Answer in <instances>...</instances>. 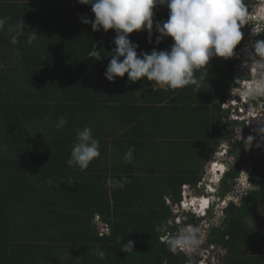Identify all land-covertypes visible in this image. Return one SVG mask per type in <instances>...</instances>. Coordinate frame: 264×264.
<instances>
[{
    "label": "trees",
    "instance_id": "1",
    "mask_svg": "<svg viewBox=\"0 0 264 264\" xmlns=\"http://www.w3.org/2000/svg\"><path fill=\"white\" fill-rule=\"evenodd\" d=\"M24 1L0 0V18H7L0 29V264H52L49 249L64 251L60 264H185L187 255L175 253L162 241L161 227L171 215L165 196L171 192L178 200L182 184L200 178L191 174L190 166L202 168V161L209 158L208 135L190 115L200 108L190 98L196 88L165 90L146 79L128 82L127 74L109 82L103 73L115 33L93 32L81 22V16L93 18L90 6L70 0L76 3L74 10L53 18ZM23 19L43 25V34L41 29L30 28L38 37L29 44L25 28L12 44L8 29ZM166 19V7L155 9L154 22ZM156 35L153 29L151 40L146 31L131 33L129 38L138 45V54L153 48L166 50L171 38L157 44ZM93 48L104 58L89 57ZM234 64L231 58L214 57L197 71V78L203 73L208 83L204 94L209 88L228 92ZM175 101L184 103L188 125L171 147L172 152L187 156V164L174 165L173 177L163 183L164 175L156 172L168 169L165 162L150 166L140 153L138 159L126 162L123 140L129 138L127 144L132 147L136 138L130 134L141 136L155 113L183 111ZM60 117L67 124L57 130ZM100 119H105L107 130L115 123L122 126L120 137L114 132L105 134ZM84 127L92 129L99 151L108 135L115 137L121 148L119 153L113 150L111 166L97 158L84 170L68 165L76 132ZM248 145L247 139L233 143L230 152L235 160L222 182V193L234 188L235 178L250 164ZM250 165L254 189L232 203L224 222L209 234L212 241L229 248L223 264L264 262V252H260L264 229L249 220L264 203V158ZM99 223L108 231H101ZM129 240L133 247L122 250ZM98 251L105 253L103 259Z\"/></svg>",
    "mask_w": 264,
    "mask_h": 264
},
{
    "label": "clouds",
    "instance_id": "2",
    "mask_svg": "<svg viewBox=\"0 0 264 264\" xmlns=\"http://www.w3.org/2000/svg\"><path fill=\"white\" fill-rule=\"evenodd\" d=\"M248 1L251 2L248 3ZM248 1L77 0V3L90 6L93 18L84 15L80 17V20L83 24L90 25L93 32L102 30L104 33H107L108 30H113L115 33L112 41L114 47L111 52H108L110 60L103 73L104 77L109 82H114L116 77H124L125 74H127L128 82L131 81V83H135L142 79H146L147 81L155 82V84L162 89L175 90L189 85H194L197 89L200 88L201 82L204 79V74L201 73L200 77L197 78L195 73L209 65L210 60L214 57L223 58L225 60L231 58L235 61L233 67L237 65L241 68L240 63L242 60H245V58H236V56H233L234 53L237 52L234 51L236 46L240 42L242 43L241 40L244 33L241 29L243 27V30L251 28V34L255 36L260 34L262 28H264V0ZM161 6L166 7L167 9V19L154 22L155 9ZM255 10L257 11L255 12ZM253 14L256 15V19L253 17ZM6 19L7 18H0V29L4 28ZM25 27L26 25L23 19L17 22L14 27L8 29L10 42L12 44L18 42V37L23 34ZM153 29L157 34V44H159L161 40L169 37L171 38L172 43L166 50L157 51L153 48L150 52L141 51L138 54V45L130 40L129 34L146 31L149 40H151ZM37 37L38 36L34 31V35H30L27 38V42L31 44ZM239 54L241 55L242 53ZM17 56H19V52H17ZM89 57H94L96 60L104 58L97 48H93L90 51ZM249 59L252 61L251 64L254 65L256 70L255 78L246 85L242 84L243 80L240 82L237 81L236 83L241 87L243 97L252 103L251 109H249L247 105L244 110V112L250 116L252 112L253 114H258L260 111L264 112V104L262 107L258 106V99L256 98L264 96V40L257 39L251 45ZM245 66L248 67L249 64H246ZM249 98L255 99L256 104L252 100H249ZM221 102L219 103L218 108L224 128L225 123L222 119L224 111L221 110ZM258 117V122L261 120V124L257 128L259 132H263L262 136H264V118L259 115ZM232 121L240 123L241 126L234 127L231 124ZM256 121L257 120H254L253 123H250L251 127H256ZM231 122H229L230 127L225 129L227 137L224 138L222 134L220 135L215 145V150L222 142H226L231 135L232 139L230 140L229 147L226 148L227 152L225 153L228 154V157L231 156L232 160H234V156L230 152L233 143L242 141L243 138L239 139V137H242L243 135L245 136L249 131L242 127L245 125L243 121H239L235 118L231 119ZM66 124V118L60 117L55 127L57 130H60ZM231 127H233L232 133L229 132ZM234 133L236 136H234ZM132 151V149H129L126 154V162H130ZM99 155V141L92 136V129L90 127H84L83 130H77L76 142L72 147L70 159L67 161L68 165L78 166L81 170H84L87 169L89 163ZM212 156L213 157H211L210 161L204 168L210 167L211 161L214 159L213 153ZM232 162L233 161L225 163V159H219L221 166L217 167L216 173L204 175L206 180H208L207 183L205 180V183L210 186V189H202L200 192L203 191V195L208 197L210 201L204 209L206 213L209 212V215L217 204L221 205L220 201L224 199V197H230L229 192L235 189L237 185L239 175L235 178L234 188L227 193H222V182L231 169ZM244 174V181L239 189L238 195L243 193V190L251 180V173L248 174L249 177L245 172ZM201 177L202 176H200L199 180ZM124 182L126 183L127 181L125 180ZM251 184L252 181L250 185ZM119 186L122 187L123 184H120ZM233 195L236 196L237 193L235 192ZM216 197H219V200H216ZM180 199L181 194L180 198L178 200L174 199V201L178 202ZM233 201L234 199L230 197L227 204L231 203L224 208V213L227 212ZM201 203L203 204V201ZM198 208L203 211L200 206H198ZM186 214L192 222V218L200 220L205 217L201 214L195 217V213L192 210H188ZM223 222L224 217L221 223ZM214 226L215 224L213 223L210 228L212 229ZM199 231L198 228L189 227L182 229L180 235L177 237L169 239L167 237L162 238V235L161 239L162 241L165 240L164 242L167 241V246L171 247L173 251H179L178 253L181 254L184 252L178 248L185 251H191L193 247L203 242V236H197ZM213 242L225 246L227 249L225 255H228L229 249L226 244L217 241ZM129 245L133 247L131 240H129L128 244L123 246L122 250L126 249ZM97 255L99 258L103 259L105 253L98 251ZM225 255L223 256V262L225 260Z\"/></svg>",
    "mask_w": 264,
    "mask_h": 264
},
{
    "label": "built area",
    "instance_id": "3",
    "mask_svg": "<svg viewBox=\"0 0 264 264\" xmlns=\"http://www.w3.org/2000/svg\"><path fill=\"white\" fill-rule=\"evenodd\" d=\"M257 10H255L256 12ZM253 17L256 19V15L253 14ZM244 27L241 29V31L244 33L242 43L237 50L235 56L236 58H245V60H242L240 63L241 68L244 72H246L249 75L248 79H245L242 81L243 85H246L249 83L253 78H255L256 70L253 64H251V60L249 59V52L251 51V45L257 40H264V36H262L263 32H260V34H257L253 36L251 34V28L243 30ZM239 53H242L241 55ZM250 61V62H248ZM246 63L249 64L248 67H246ZM237 81L233 80V83L229 89L228 94L225 96V98L222 100L220 106L221 110L224 111L223 114V122L225 123L224 128L228 129L230 127L229 122H231V119H238L239 121H243L245 125V129L249 131L250 134H256L254 135L257 138H260L263 134V132H259L258 128L260 125V121L256 123V127H251L250 123H253L254 120H257L258 115L260 117L264 118V112L260 111L258 114L253 112L251 115H255L256 119H252L246 112H244L246 106L248 105L249 109L252 107V103L246 100L242 93H241V87L236 83ZM241 96V97H240ZM258 99V106L262 107L264 104V96L256 97ZM247 103V104H245ZM238 116V117H235ZM262 118V119H263ZM244 135L239 137V139H242ZM232 139L231 135L229 136L228 140L226 142H222L220 146L215 150V156L214 159L211 161L210 167H206L205 174H212V169L221 166V163H219L220 157L222 159H225V163H229L232 159L231 156L228 157V154L225 153L226 148L229 147L230 140ZM223 151V153H222ZM216 158V159H215ZM245 171L250 174L251 173V165L248 164L247 168L245 167ZM249 177V175H248ZM206 177L202 176L201 179L196 182L195 184H182L181 186V199L177 202L172 199V197L166 196L165 201L167 206L169 207L171 211V217L165 221L163 227L161 228V232H163V237L165 235H169L172 237H177L180 235L182 229H186L189 227H195L198 228L200 231L197 233V236L200 235L203 236V242L199 244V246H195L191 249V251H185L183 249L178 248L185 254H187L188 260L185 262V264H193L191 262V258H196L195 264H222L223 262V256L227 253V249L222 244H216L213 241L210 240L209 234L211 230V226L213 224L212 219L214 218V213L218 214L220 220L217 221L216 226H219L222 224L223 221L222 216L224 217V208L227 206V201L230 200V197H224L222 199L221 205H216L214 209L211 211L210 215L209 212L206 213L205 210H201L198 208L197 204H201L202 198L205 196L203 195V192H200L202 189H210V186L205 183ZM243 193H246L245 191ZM216 200H219V197H216ZM190 204H192L190 206ZM188 210H192L195 214L194 216L197 217L199 214L202 216H205L204 218H201L197 222H192L188 215L186 214ZM209 216V217H208ZM199 223V224H198ZM99 227L101 231H108V228L106 226L103 227L99 223ZM165 241V240H163ZM167 242V241H166Z\"/></svg>",
    "mask_w": 264,
    "mask_h": 264
},
{
    "label": "crops",
    "instance_id": "4",
    "mask_svg": "<svg viewBox=\"0 0 264 264\" xmlns=\"http://www.w3.org/2000/svg\"><path fill=\"white\" fill-rule=\"evenodd\" d=\"M24 2L34 4L35 6L32 5L34 9L36 8V6H39L42 11H44L46 14H48L49 16L53 18H57L61 14L63 15V13H67L69 11L74 10L75 5H76V3L71 2L70 0H25ZM37 23L29 22L28 24L27 22H25V25H26L25 28L28 29V32H27L28 36H30L29 32L32 35H34L32 31H29L30 28L41 29L40 31L43 34V29H42L43 25L39 23L37 24ZM40 46L41 48L43 47L41 43H40ZM205 81L206 80L203 79V81L201 82L200 88L198 89L196 88L197 91H195L194 93L190 92V98L195 100L194 104L200 107V108H196L195 111H192L190 115L194 118V120H196L197 123H200L202 125V128H204L202 130L205 134L204 136L206 137V135H208V137L206 138L209 142V145H208V157L209 158L203 161L202 159L200 160L203 163L202 168H196V166H190V169L192 170L191 174H196L197 179L203 174L204 166L207 165V163L210 161L211 156H212L211 151H213L220 135L222 134L224 138L227 137L225 134V128H223L222 126L223 124L221 122V117L219 115V108H218L219 103L227 95V91L225 92L223 90H219L218 92H215L209 88L210 91L204 94V85L205 84L206 86L208 85V83H206ZM173 104H177L178 106H180L183 109V111L179 113V112L169 109V112H167L168 114H166L165 112H161V114L155 113L151 117L152 123L149 125L150 128L149 126L148 128H145V132L142 133L141 136L130 134L131 136L136 138V141L132 147H130V145L127 144V142H129V138L123 140L124 151H129V149H132L133 151L131 154V158H136V159H138L139 153L141 154L142 158L150 159L148 156H152L153 151L158 150L161 147H165L167 149V155L161 158H157V155H156V159L162 164H164L162 162L164 161L165 165L168 166V170H171V176L169 177L170 179L173 177L172 176L173 174L172 172L174 170L173 167H175L176 165L185 166L187 164L186 155L181 156L179 152L176 154L177 151L175 149H173V152H172L171 143L173 144L176 140L179 139L178 134L182 131L185 125H188L187 120H185L184 118L185 115L183 114L186 112V110H184L183 108V106H185L184 103L175 101L173 102ZM109 128L111 130H107V131L114 132L117 138L120 137V133L124 130L122 126L121 127L116 126V123L113 128L111 127ZM219 130L221 132H219ZM131 132L135 133L134 131H131ZM213 132L216 134V136L215 137L209 136L208 133H213ZM108 138L110 139V141L114 143L116 142L115 137L108 135ZM112 139H114V141ZM120 148H121L120 146H116L115 151L118 152ZM175 157H176V160H174ZM184 157L186 158L183 159ZM145 161L150 166L159 165L157 163L152 164L150 161H147V160ZM162 171L164 170L162 169ZM167 172L168 171H166V175H167ZM156 175H161V174H159L157 171ZM177 179L180 180L181 178L180 179L179 177L175 178V180ZM186 183H189V182H184L183 184H186ZM169 189L170 191H172L174 188H169ZM168 194H170L168 195L169 197H172V199H174L171 192ZM61 252L64 253V251H61L58 249H49V253L52 254V257H51L52 264L61 263V256L59 259V255L61 254Z\"/></svg>",
    "mask_w": 264,
    "mask_h": 264
},
{
    "label": "rangeland",
    "instance_id": "5",
    "mask_svg": "<svg viewBox=\"0 0 264 264\" xmlns=\"http://www.w3.org/2000/svg\"><path fill=\"white\" fill-rule=\"evenodd\" d=\"M251 1H248V3H250ZM242 40H243V38H242ZM241 40V41H242ZM239 44H241V43H239ZM238 44V45H239ZM240 46V45H239ZM104 120L105 119H100V125L102 126V130L104 131V133L105 134H107V128L106 127H104L103 126V124H104ZM104 127V128H103ZM229 132L230 133H232L233 132V127H231L230 129H229ZM108 133H111L110 131L108 132ZM107 138H108V136H107ZM263 141H264V139H262ZM262 141V143H264ZM251 142H254V139H252L251 140ZM259 142H261V139H259ZM115 144V145H114ZM104 149L102 150V151H100V155L97 157V160L98 161H100V162H102V163H107V164H109V166H111L112 165V156H113V154H112V152H113V150L115 151V147L116 146H118L116 143H113L112 141H110V139L108 138L107 139V142L106 143H104V145H101ZM262 146H263V144H262ZM260 147V146H254V150H252V152L251 153H249L246 157V159L247 160H249L248 162H250V164L251 163H253V161H255L256 160V158H264V146L263 147ZM212 153H213V155H214V157H215V147H214V151H211ZM238 152V151H237ZM222 153H223V151H222ZM156 155H157V158H161V157H163V156H165V155H167V149L165 148V147H161L160 149H158V150H155V151H153V154H152V156H148L150 159H148V158H146V160L147 161H150L152 164H155V163H157V164H159V165H162V163L161 162H159L157 159H156ZM251 155H254V158H252L251 159ZM211 157H213V156H211ZM186 157H184L183 159H185ZM189 159H190V157H189ZM222 158L220 157V160H221ZM230 161H233L232 159L230 160ZM158 165V166H159ZM205 167V166H204ZM247 168V167H246ZM174 170H177V169H174ZM157 171V170H156ZM166 171H168L167 172V175H166ZM205 172H206V170H205V168H204V172H203V174L201 175V176H204L205 175ZM244 172L248 175V173L245 171V169H244V171H243V173H241V176H243L240 180H238L239 181V183H241V182H243V180H244V177H245V174H244ZM158 173L159 174H161V175H164L163 176V180H162V182L163 183H165L166 181H168V179H169V177L171 176V170H164V171H162V169H160L159 171H158ZM166 175V176H165ZM154 175L153 174H150V176H149V178L150 179H152L153 180V182H155L154 181V177H153ZM173 176V175H172ZM175 176H177V174H175ZM208 182V180H206V183ZM167 183V182H166ZM250 183H251V180H250ZM253 184V183H252ZM240 187L241 186H239V185H236V187H235V189H233L232 191H230L229 193H230V197H232V199H234V201L232 202V203H238L239 202V196L241 195V194H239L238 195V193H239V189H240ZM239 188V189H238ZM236 189H238V190H236ZM249 189H254V185H250L249 183L247 184V187L243 190V192L245 191H247V190H249ZM203 192V191H202ZM232 192H233V194L236 192L237 193V195L236 196H234L233 194H232ZM231 203V202H230ZM230 203H228V204H230ZM227 204V205H228ZM214 218L212 219V222L215 224V226H216V224H217V221H219L220 220V218H219V216H218V214H216V213H214ZM248 215H250V214H248ZM222 218H223V216H222ZM249 218V217H248ZM219 219V220H218ZM247 219V218H246ZM249 220L250 221H252L253 223H255V224H257L258 226H259V228L260 229H264V203L263 204H261L257 209H256V212H255V214L252 216V217H250L249 218ZM199 224V223H198ZM162 230V229H161ZM199 246V245H198ZM169 249L170 250H172V248L171 247H169ZM229 249V248H228ZM175 253H177V254H179L178 252L179 251H174ZM245 252L246 253H250V251L247 249V248H245ZM260 252L261 253H263L264 252V250H262L261 251V249H260ZM263 261H264V259H263ZM263 264H264V262H263Z\"/></svg>",
    "mask_w": 264,
    "mask_h": 264
},
{
    "label": "flooded vegetation",
    "instance_id": "6",
    "mask_svg": "<svg viewBox=\"0 0 264 264\" xmlns=\"http://www.w3.org/2000/svg\"><path fill=\"white\" fill-rule=\"evenodd\" d=\"M261 32H263V36H264V28H262V30H261ZM245 139H247L248 141H249V145H248V150H249V152L247 153V154H249V153H251L252 152V150H254V146H262V144H263V146H264V143H262V139H264V136H262V137H260V138H257V137H255L253 134H247L246 133V135L243 137V139L242 140H245ZM252 139H254V142H251V140ZM259 139H261V142H259ZM264 142V141H263ZM262 146V147H263ZM255 151V150H254ZM253 157H254V155H253ZM234 160H235V158H234ZM253 160V159H252ZM239 180L243 177V176H241V173L239 174ZM244 181V180H243ZM242 183L243 182H241V183H239V181L237 182V185H239V186H241L242 185ZM250 184V183H249ZM252 185H254V184H251V186ZM239 189V188H238ZM238 189H236V190H238ZM251 189H249V190H247L246 191V193H242L240 196H239V201L241 200V198H242V196H244L245 194H247V192L248 191H250ZM234 191V190H233Z\"/></svg>",
    "mask_w": 264,
    "mask_h": 264
},
{
    "label": "water",
    "instance_id": "7",
    "mask_svg": "<svg viewBox=\"0 0 264 264\" xmlns=\"http://www.w3.org/2000/svg\"><path fill=\"white\" fill-rule=\"evenodd\" d=\"M235 54H236V53H234L233 56H235ZM100 60H101V59H100ZM232 77H233V79H234L235 81H239V82H240L241 80H244V79H248V78H249V76H248L245 72H243L242 69H241L239 66H237V65H235V66L232 68ZM249 100H252V101L256 104V100H255V99H251V98H249ZM231 124H232L234 127H240V126H241V124L238 123V122H236V121H232ZM234 134H235V133H234ZM247 134H249V132H247ZM234 136H236V134H235ZM190 260H191V262H192L193 264H195V262H196V259H195V258H191Z\"/></svg>",
    "mask_w": 264,
    "mask_h": 264
},
{
    "label": "bare ground",
    "instance_id": "8",
    "mask_svg": "<svg viewBox=\"0 0 264 264\" xmlns=\"http://www.w3.org/2000/svg\"><path fill=\"white\" fill-rule=\"evenodd\" d=\"M248 62H250V61H248ZM246 64H248V63H246ZM250 116L252 117V119H253V118L256 119L255 115H250ZM235 117H238V116H235ZM259 121H260V123H259V125H260V124H261V120H259ZM256 123H258V119H257ZM212 171H213V174L216 173V169H215V168H213ZM202 201H203V204H202V203H201V204H197V206H200V207L204 210V209L206 208L207 204H208L210 201H209L208 197H206V196H204V197L202 198ZM191 205H192V204H190V206H191ZM166 237L169 238V239L174 238V237L169 236V235H167Z\"/></svg>",
    "mask_w": 264,
    "mask_h": 264
}]
</instances>
